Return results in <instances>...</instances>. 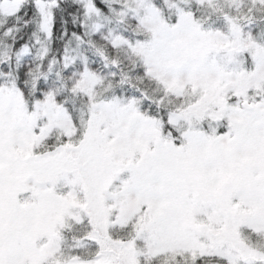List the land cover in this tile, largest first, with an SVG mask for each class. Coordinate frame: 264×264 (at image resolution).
<instances>
[{"label":"snow or ice","instance_id":"1","mask_svg":"<svg viewBox=\"0 0 264 264\" xmlns=\"http://www.w3.org/2000/svg\"><path fill=\"white\" fill-rule=\"evenodd\" d=\"M0 264H264V0H0Z\"/></svg>","mask_w":264,"mask_h":264}]
</instances>
